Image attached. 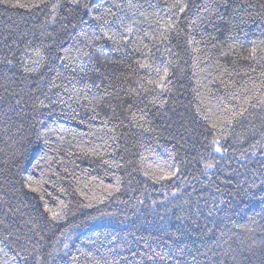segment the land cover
I'll return each mask as SVG.
<instances>
[{"label":"trees","instance_id":"16d2710c","mask_svg":"<svg viewBox=\"0 0 264 264\" xmlns=\"http://www.w3.org/2000/svg\"><path fill=\"white\" fill-rule=\"evenodd\" d=\"M17 2L38 7L0 3V264H264V0Z\"/></svg>","mask_w":264,"mask_h":264},{"label":"snow or ice","instance_id":"6c2138e0","mask_svg":"<svg viewBox=\"0 0 264 264\" xmlns=\"http://www.w3.org/2000/svg\"><path fill=\"white\" fill-rule=\"evenodd\" d=\"M40 2L43 3L44 0H40ZM70 2L74 6H82L85 9H89L91 7H94L92 5H89L88 3L81 4V0H70ZM0 3L9 4V6H11V7H21V8H24V7H38L37 4L25 5V4L18 3V2L17 3H11V0H0ZM129 4H131V0H129ZM58 7H59V3L51 4V8H52L53 12H55V10ZM115 7L118 8V7H120V5L117 4V5H115ZM187 7H188L187 4L183 3L182 0H174V3L170 5V10L174 9L175 11L173 12V14L174 15H178L180 13H183L186 10ZM108 13L111 14V15H115L114 13L111 12V9L108 10ZM54 18L55 17H53V19ZM95 19L102 20L103 17L96 16ZM104 22L105 23H108V21H106V20ZM171 27H173V25H169V28H171ZM126 31L128 33H132L133 28L131 26H128L127 29H126ZM81 35H83V33H81ZM104 36L107 37L110 40L113 39V37L111 35H109L108 33H104ZM97 39H100V38H97ZM122 39L127 40L128 37L123 36ZM163 39L164 40H167V36H164ZM262 51H264V49H262ZM256 53H257V49L254 47L251 50L249 56L246 57V59H256ZM35 55L39 59L34 60L33 61V64H35V65L38 66L41 63V61L43 60V56H42V53H41L40 50H36ZM83 55L88 56V55H90V53L85 52V53H83ZM222 55H227V53H222ZM8 63H11V61H8ZM140 67H145V65L144 64H140ZM25 70L26 71H34L35 68H32V69H27L26 68ZM157 71H159V69ZM167 76H168V71L165 69L164 70V73H163V78H166ZM161 87H163V85H161ZM17 103H19V101H17ZM258 105H264V95H261L259 97L257 105H253V107H256ZM223 111H224V113H226L228 115H221V116H218L217 117V120L220 121V122H222V123H220L218 125V123L216 121H210L211 126H212L213 129H217L219 127V130H220L221 134H223L226 131H229L230 130V127H225V125L231 126L233 124L234 119L237 116L243 115V112L246 111V109H241L239 111H235V110H232L230 108H225ZM133 118L135 119V117H133ZM140 118L143 119V116H141ZM205 119L207 120L208 117L205 116ZM44 136H46V133H44V132L37 133V141H39L40 138L41 137H44ZM44 142L47 143V140L45 139ZM211 145L214 147V150L216 152H220L221 151V148L218 146L219 145V141L216 138H214L211 141ZM39 147H40L39 146V143H37V145H36L37 151L39 150ZM253 147H255V145H253ZM87 152L88 153H91L93 155H96L97 154L93 149H88ZM105 163H108V161H105ZM37 164H39V161H37ZM206 167L211 168V167H214V165L208 164ZM162 178H164V177H158L157 179H162ZM31 180H32L31 176L26 177V181H29L30 182ZM119 183H120L119 178H117V187L115 188V191H119ZM27 186L33 192L40 191L39 188L32 187V184L31 183H28ZM111 187H112L111 185L107 186L106 190L110 189ZM60 191L63 192L64 189L61 188ZM109 194H111V193H109ZM60 205H61V210H59V211H54L53 209L48 208L47 205H45L46 211H48L51 214V218L53 220H62V219H64V216H65L66 213L63 212V209L67 208V205L63 201H60ZM89 206H91V205H89ZM65 247H67V245H65Z\"/></svg>","mask_w":264,"mask_h":264}]
</instances>
